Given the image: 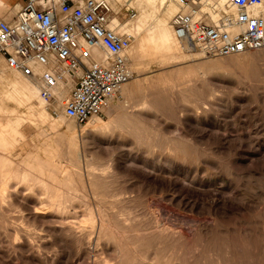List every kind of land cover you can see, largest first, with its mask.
<instances>
[{"label":"rangeland","instance_id":"1","mask_svg":"<svg viewBox=\"0 0 264 264\" xmlns=\"http://www.w3.org/2000/svg\"><path fill=\"white\" fill-rule=\"evenodd\" d=\"M113 5L132 76L88 124L63 82L6 112L7 78L39 80L0 66V264H264V49L187 52L172 0Z\"/></svg>","mask_w":264,"mask_h":264},{"label":"built area","instance_id":"2","mask_svg":"<svg viewBox=\"0 0 264 264\" xmlns=\"http://www.w3.org/2000/svg\"><path fill=\"white\" fill-rule=\"evenodd\" d=\"M172 1L169 24L185 50L220 57L264 48V0ZM134 16L111 0H22L13 14L0 15V59L20 75L35 76L49 101H55L52 86L68 83L60 110L83 123L132 76L125 55L131 37L119 23ZM91 47L106 57L96 60ZM35 66L42 70L35 73Z\"/></svg>","mask_w":264,"mask_h":264},{"label":"crops","instance_id":"3","mask_svg":"<svg viewBox=\"0 0 264 264\" xmlns=\"http://www.w3.org/2000/svg\"><path fill=\"white\" fill-rule=\"evenodd\" d=\"M115 0H113L114 2ZM219 1H224V0H219ZM22 4V0H0V15L8 17L11 14H13ZM170 27V24H169ZM171 34L173 36L174 41L176 40L173 31L170 27ZM136 41V42H135ZM133 45H132V54H134V51L137 47V36L133 40ZM91 53L94 55V58L98 61L104 59L106 57V54L102 52L100 49H97L95 47L90 48ZM2 60L0 59V66H2ZM42 70L41 67H34L35 73H39ZM35 77V76H33ZM7 82L10 83L11 85V90L8 91V93L5 95L6 96V102L3 105L2 109H5L6 112L11 113L14 111L16 108V103L19 101V96L20 94L24 95L26 101H28L31 104V101L34 99V95L30 91V88H40L39 83L36 81L34 83L32 82H27L18 85L17 83H14V81L11 78H7ZM13 86V87H12ZM52 92H58V93H64L66 92L64 86L62 84H56L53 88H51ZM120 91V90H119ZM40 94V93H39Z\"/></svg>","mask_w":264,"mask_h":264},{"label":"bare ground","instance_id":"4","mask_svg":"<svg viewBox=\"0 0 264 264\" xmlns=\"http://www.w3.org/2000/svg\"><path fill=\"white\" fill-rule=\"evenodd\" d=\"M111 3H112V5H113V0H111ZM113 7H114V5H113ZM135 17V16H134ZM119 31H121V32H124V33H126V34H128L125 30H129L130 29V27H128L127 25H125V24H122V23H119ZM129 35V34H128ZM130 36V35H129ZM176 38V37H175ZM131 39V38H130ZM178 41V40H177ZM179 42V41H178ZM179 44H181L180 42H179ZM131 49H132V47H130V52H132L131 51ZM264 49V48H263ZM263 49H261V50H263ZM128 50V49H127ZM127 50L125 51V55H126V58L128 57V54H127ZM185 51H187V52H192L193 50H191V49H189V47H188V49L187 50H185ZM128 60V59H127ZM36 67V66H35ZM37 67H40V66H37ZM14 72H16V71H14ZM18 73V72H17ZM23 76H25V75H23ZM25 77H33V76H25ZM127 82H124L121 86H120V88L118 89V91L119 90H121V88H122V86L123 85H125ZM55 86V85H54ZM54 86H52L51 88H53ZM50 88V89H51ZM117 91V92H118ZM51 92V91H50ZM116 94V93H115ZM114 94V95H115ZM41 95V94H40ZM114 95H112V96H110L108 99H107V101H106V105L104 106V111L106 110V109H108V108H111L112 107V109L113 108H115L116 106L114 105V100L112 101V99H113V97H114ZM41 98L43 99V100H45V101H48L47 99H45L44 97H42L41 96ZM109 110V109H108ZM111 110V109H110ZM115 112V111H114ZM97 116V115H96ZM93 117H95V116H91V117H89L86 121H85V123L86 124H88L91 120H93L94 118ZM67 118V117H66ZM68 119H71V118H68ZM96 120V119H95ZM121 117H117L115 114H109V119L107 120V121H103V120H101L100 122H98V123H96V124H89L88 126V129L90 130V131H99V130H103V129H106V128H111V127H120V124H121ZM84 123V124H85ZM95 123V122H94ZM69 154L70 155H73V151L72 150H70L69 151ZM77 155V154H76ZM81 156V155H80Z\"/></svg>","mask_w":264,"mask_h":264}]
</instances>
